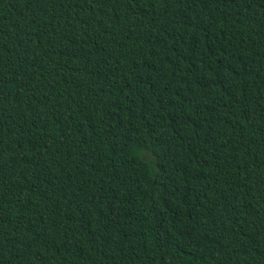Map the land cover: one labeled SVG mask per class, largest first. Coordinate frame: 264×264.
<instances>
[{"label":"trees","instance_id":"trees-1","mask_svg":"<svg viewBox=\"0 0 264 264\" xmlns=\"http://www.w3.org/2000/svg\"><path fill=\"white\" fill-rule=\"evenodd\" d=\"M0 264H264V0H0Z\"/></svg>","mask_w":264,"mask_h":264}]
</instances>
